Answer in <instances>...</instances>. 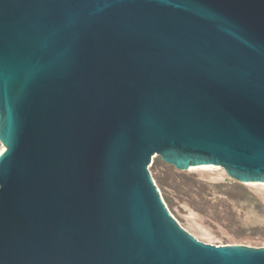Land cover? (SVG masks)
<instances>
[{
    "label": "water",
    "instance_id": "obj_1",
    "mask_svg": "<svg viewBox=\"0 0 264 264\" xmlns=\"http://www.w3.org/2000/svg\"><path fill=\"white\" fill-rule=\"evenodd\" d=\"M0 141V264H264L148 169L264 182V0H0Z\"/></svg>",
    "mask_w": 264,
    "mask_h": 264
},
{
    "label": "rangeland",
    "instance_id": "obj_2",
    "mask_svg": "<svg viewBox=\"0 0 264 264\" xmlns=\"http://www.w3.org/2000/svg\"><path fill=\"white\" fill-rule=\"evenodd\" d=\"M148 169L170 213L196 238L264 247V184H241L218 165L180 171L158 156Z\"/></svg>",
    "mask_w": 264,
    "mask_h": 264
},
{
    "label": "bare ground",
    "instance_id": "obj_3",
    "mask_svg": "<svg viewBox=\"0 0 264 264\" xmlns=\"http://www.w3.org/2000/svg\"><path fill=\"white\" fill-rule=\"evenodd\" d=\"M5 150V146L3 145L2 147H0V154ZM208 167H213V165H200V166H196V167H192L189 168L191 169H196V168H208ZM223 170V169H222ZM224 171V170H223ZM225 172V171H224ZM260 184H264V182H259Z\"/></svg>",
    "mask_w": 264,
    "mask_h": 264
},
{
    "label": "built area",
    "instance_id": "obj_4",
    "mask_svg": "<svg viewBox=\"0 0 264 264\" xmlns=\"http://www.w3.org/2000/svg\"><path fill=\"white\" fill-rule=\"evenodd\" d=\"M3 146V144L1 143V141H0V147H2Z\"/></svg>",
    "mask_w": 264,
    "mask_h": 264
}]
</instances>
